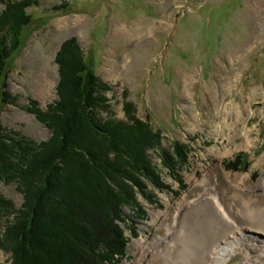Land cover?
<instances>
[{
  "label": "rangeland",
  "instance_id": "374dc122",
  "mask_svg": "<svg viewBox=\"0 0 264 264\" xmlns=\"http://www.w3.org/2000/svg\"><path fill=\"white\" fill-rule=\"evenodd\" d=\"M67 2L64 13L54 10L59 0L26 9L32 19L3 81L1 128L48 139L26 107L58 99L56 56L73 38L109 85L115 117L125 119L127 101L159 136L148 156L165 188L146 182L154 203L139 193L140 210L123 209L127 247L117 264H203L236 230L225 264H264L263 252L245 248L264 245V0ZM0 193L20 206L15 183L0 181ZM0 264H11L1 249Z\"/></svg>",
  "mask_w": 264,
  "mask_h": 264
},
{
  "label": "trees",
  "instance_id": "16d2710c",
  "mask_svg": "<svg viewBox=\"0 0 264 264\" xmlns=\"http://www.w3.org/2000/svg\"><path fill=\"white\" fill-rule=\"evenodd\" d=\"M59 1L54 10L64 13L69 0ZM0 3L1 107L8 97L2 92L6 72L32 19L26 9L37 0ZM56 63L58 99L45 110L34 101L26 107L50 131L48 139L36 143L0 126V181L15 183L22 195L16 207L0 193V221L8 219L0 249L11 254V264H117L127 247L123 209L139 211V193L154 203L146 182L165 188L148 156L159 136L127 101L125 119L115 117L104 95L109 85L92 72L73 38L62 45ZM174 160L165 163L169 170ZM233 164L225 168L234 170Z\"/></svg>",
  "mask_w": 264,
  "mask_h": 264
},
{
  "label": "bare ground",
  "instance_id": "6f19581e",
  "mask_svg": "<svg viewBox=\"0 0 264 264\" xmlns=\"http://www.w3.org/2000/svg\"><path fill=\"white\" fill-rule=\"evenodd\" d=\"M215 201V200H214ZM216 205L218 206V210L219 212L221 211L222 215L225 217V218H228L227 216V213L224 212V208L222 207L221 209V206L220 204H218L216 201H215ZM229 219V218H228ZM237 229V228H236ZM240 232V230L238 231ZM242 232V231H241ZM235 234L237 233H232V236L231 238H226L223 240V243H217L216 244V248L214 249V251L211 253L210 256H207V258L205 259V262H203V264H208V261H209V264H225V262L230 258L231 256V253L234 251L233 249V238H235ZM222 242V241H221ZM220 244V245H219ZM241 245V244H240ZM245 245H248L247 247H245L243 244L242 246L245 247L246 249H249L251 248L250 252H255V253H258V252H263L264 253V245H258V246H251L249 244H246ZM240 247V246H239ZM262 254V253H261ZM203 261V260H202ZM207 261V262H206Z\"/></svg>",
  "mask_w": 264,
  "mask_h": 264
}]
</instances>
